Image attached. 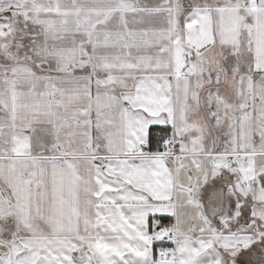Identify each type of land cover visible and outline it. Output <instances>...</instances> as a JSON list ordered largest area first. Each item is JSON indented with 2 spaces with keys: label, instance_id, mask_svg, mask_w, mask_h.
<instances>
[{
  "label": "snow or ice",
  "instance_id": "6c2138e0",
  "mask_svg": "<svg viewBox=\"0 0 264 264\" xmlns=\"http://www.w3.org/2000/svg\"><path fill=\"white\" fill-rule=\"evenodd\" d=\"M0 264H264V0H0Z\"/></svg>",
  "mask_w": 264,
  "mask_h": 264
}]
</instances>
